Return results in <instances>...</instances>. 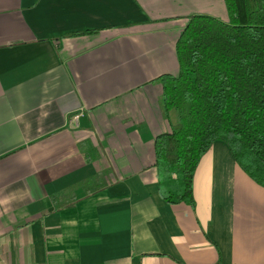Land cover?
<instances>
[{"label":"crops","instance_id":"crops-1","mask_svg":"<svg viewBox=\"0 0 264 264\" xmlns=\"http://www.w3.org/2000/svg\"><path fill=\"white\" fill-rule=\"evenodd\" d=\"M194 15L228 20L224 0H0V264H264V187L223 141L192 205L159 195L158 78Z\"/></svg>","mask_w":264,"mask_h":264},{"label":"trees","instance_id":"trees-1","mask_svg":"<svg viewBox=\"0 0 264 264\" xmlns=\"http://www.w3.org/2000/svg\"><path fill=\"white\" fill-rule=\"evenodd\" d=\"M224 2L227 21L190 17L176 42L178 74L158 78L171 123L154 139L167 204H193L194 171L216 140L264 187V0Z\"/></svg>","mask_w":264,"mask_h":264},{"label":"built area","instance_id":"built-area-1","mask_svg":"<svg viewBox=\"0 0 264 264\" xmlns=\"http://www.w3.org/2000/svg\"><path fill=\"white\" fill-rule=\"evenodd\" d=\"M77 118H78L77 115L73 116V117L71 118V120H70V124L76 126Z\"/></svg>","mask_w":264,"mask_h":264},{"label":"rangeland","instance_id":"rangeland-1","mask_svg":"<svg viewBox=\"0 0 264 264\" xmlns=\"http://www.w3.org/2000/svg\"><path fill=\"white\" fill-rule=\"evenodd\" d=\"M173 117H174V118H176V116H175V115H173Z\"/></svg>","mask_w":264,"mask_h":264}]
</instances>
